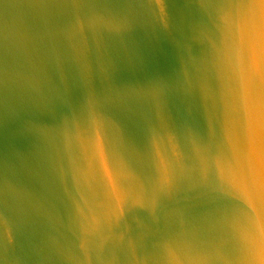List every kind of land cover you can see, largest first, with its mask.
<instances>
[{
	"label": "water",
	"instance_id": "1",
	"mask_svg": "<svg viewBox=\"0 0 264 264\" xmlns=\"http://www.w3.org/2000/svg\"><path fill=\"white\" fill-rule=\"evenodd\" d=\"M0 264H264V0H0Z\"/></svg>",
	"mask_w": 264,
	"mask_h": 264
},
{
	"label": "snow or ice",
	"instance_id": "2",
	"mask_svg": "<svg viewBox=\"0 0 264 264\" xmlns=\"http://www.w3.org/2000/svg\"><path fill=\"white\" fill-rule=\"evenodd\" d=\"M250 2H251V0H250Z\"/></svg>",
	"mask_w": 264,
	"mask_h": 264
}]
</instances>
